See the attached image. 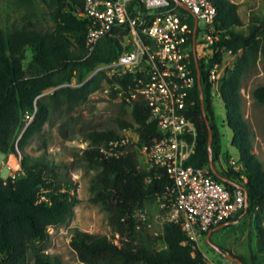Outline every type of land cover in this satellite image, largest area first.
<instances>
[{
    "label": "trees",
    "instance_id": "trees-1",
    "mask_svg": "<svg viewBox=\"0 0 264 264\" xmlns=\"http://www.w3.org/2000/svg\"><path fill=\"white\" fill-rule=\"evenodd\" d=\"M27 4L29 0H17ZM216 9L215 29L220 44L233 55H239L232 68L222 76L217 94L231 111L225 108V118L232 133L231 146L239 153L241 170L216 169L221 145L220 135L211 107V89L208 82L209 66L199 61L200 79L203 85L204 110L212 130V163L225 179L241 187L246 196L247 210L244 216L254 215L256 226V254L245 258L234 255L242 264H264V169L253 155L248 137L240 120V79L242 62L247 56H261L264 62V19H255L257 24L249 25L245 32L237 30L240 21L237 7L228 0H210ZM55 9L51 15L54 29L51 32L12 28L0 29V155L18 153L35 135L46 118V104L39 97L44 91L57 89L48 99L55 104L81 105L97 88H108L117 97L114 87L122 88L129 96L127 86L134 88V77H110L98 72L88 81L84 76L99 64L109 63L122 52L120 42L126 31L113 28L110 34L101 38L91 53L85 48L86 22L78 20L74 11L82 7V0H51ZM172 5L171 1L169 0ZM181 15L189 14L177 8ZM144 40V39H143ZM191 40V39H190ZM189 40V41H190ZM147 43V40H144ZM32 53L31 62L24 70L23 61L27 50ZM190 68L196 80V67L190 55ZM74 83L75 87L69 84ZM103 85V86H102ZM253 98L264 104V87L252 92ZM128 108L131 122L117 119L119 130L131 129L138 133L139 142L149 146L158 141L160 135L149 109L142 101L132 104L121 101ZM188 116L197 130L195 149L186 163L206 170L207 173L230 193L236 187L218 180L209 169L207 149L208 129L203 117L197 83L190 93ZM25 117L32 118L26 124ZM20 138L16 141V135ZM88 149L83 151V160L95 166L99 172L90 183L92 202L104 207L107 225L121 235L134 230L133 212L143 203L156 202L170 187V180L164 170L139 168L135 154L113 159L100 152L101 146L115 140L118 133L106 129L83 132ZM19 174L18 178H15ZM12 178L0 177V264H24L26 252L35 248V242L47 238V228L59 225L70 208L77 201L67 190L70 181L60 183L57 175L43 161L27 165L21 156L20 170ZM228 226L226 228H232ZM162 247L156 250L143 239L139 245L124 242L121 248L114 246L107 237L76 231L70 247L81 264H205L203 255L193 243L187 241L179 225L165 223L161 235ZM225 252V249L219 247ZM33 264H59L54 258L35 249Z\"/></svg>",
    "mask_w": 264,
    "mask_h": 264
},
{
    "label": "built area",
    "instance_id": "built-area-1",
    "mask_svg": "<svg viewBox=\"0 0 264 264\" xmlns=\"http://www.w3.org/2000/svg\"><path fill=\"white\" fill-rule=\"evenodd\" d=\"M82 1V7L73 14L86 22L87 53L113 28L126 31L117 58L97 65L90 74L133 76L134 88L127 86L129 96L114 87L117 97L130 104L142 101L160 135L158 141L146 146L139 142L137 132L124 129L107 146H101L100 152L113 159L135 154L139 168L164 170L170 187L161 196L156 195L158 207L165 222L179 225L187 241L195 245L210 229L238 219L244 212L245 199L241 190L230 193L206 170L186 164L197 137L196 126L188 116L190 93L196 83L190 68L193 19L190 27L188 16L179 14L171 0L172 5L169 0ZM178 1L189 9L191 18L193 15L197 19L194 49L198 61L209 66L212 95L225 73L224 60L232 53L220 44L216 9L210 0ZM78 187L70 181L69 189L62 186L61 191L77 198ZM108 240L117 248L126 241L119 232Z\"/></svg>",
    "mask_w": 264,
    "mask_h": 264
},
{
    "label": "rangeland",
    "instance_id": "rangeland-1",
    "mask_svg": "<svg viewBox=\"0 0 264 264\" xmlns=\"http://www.w3.org/2000/svg\"><path fill=\"white\" fill-rule=\"evenodd\" d=\"M228 1L237 7L240 21V27L237 30L245 32L249 25L257 24L255 19H264V0ZM54 9L55 6L51 0H29L27 4H19L17 0H0V29L9 31L12 28H20L51 32L54 29L51 17ZM238 56L231 54L226 57L225 71L233 67ZM31 59L32 53L28 49L23 61L24 70L28 69L27 65ZM95 75L96 73L86 74L84 81L90 80ZM69 86L75 87L74 83H70ZM258 87H264V62L260 55L247 56L242 62L239 115L253 155L264 169V104H260L252 96V92ZM55 90L57 89L46 90L39 97L46 104V118L39 131L18 153L0 155V177L2 178L15 176L20 170V160L23 156L27 165L35 161H43L50 168L51 173L57 175L60 183L73 181L79 185L77 201L64 220L55 227L47 228V238L44 241L35 242V248L27 250L24 264H33L35 249L56 259L59 264H81L70 247L76 231L105 236L108 239L114 238V232L107 225L104 207L93 203L89 194L90 183L99 169L88 165L82 159L86 145L89 147L82 133L106 129L120 133L116 121L123 119L131 122L127 113L128 108L108 88L104 90L97 88L81 105L55 104L48 99ZM211 107L221 145L219 160L214 166L216 169L230 167L234 171H240L242 166L238 161L239 153L231 146L232 133L225 118V108L231 111V107L224 104L217 92H213L211 96ZM31 120L32 118L25 117L23 121L28 124ZM19 138L20 134H17L16 141ZM7 161L10 166L7 165ZM231 162L234 165H231ZM19 176L17 174L15 178ZM138 210L141 212L139 213ZM133 218L132 238L130 232H125L121 235V238L126 240L124 242L139 245L143 239L149 247L161 249V235L166 222L158 203L155 201L143 203L142 208L135 209ZM257 225L259 222L254 215L243 216L232 228L225 227L212 233L210 241L233 256L240 255L247 258L256 254L255 228ZM195 245L203 255L205 264H237L215 252L206 243V236Z\"/></svg>",
    "mask_w": 264,
    "mask_h": 264
},
{
    "label": "water",
    "instance_id": "water-1",
    "mask_svg": "<svg viewBox=\"0 0 264 264\" xmlns=\"http://www.w3.org/2000/svg\"><path fill=\"white\" fill-rule=\"evenodd\" d=\"M172 2L175 3V5L186 11L188 14L191 15L189 9H187L184 5H182L178 0H171ZM192 19H193V32H192V58L196 67V83H197V89L199 92V99H200V104H201V108H202V113H203V117L205 119V124L207 126L208 129V141H207V149H208V155H209V169L211 170V173L221 182L223 183H228L234 187H236L237 189L241 190L242 192H244V190L241 187H238L237 185H235L234 183H231L229 180L225 179L223 176H221L218 171L214 168L213 163H212V151H211V142H212V130L209 124L208 119L206 118V113L204 110V95H203V85L200 79V70H199V61L196 57V53H195V49H194V39H195V31H196V25H197V19L195 16L192 15ZM244 199H245V209L244 212L242 213V215L234 220V221H226L224 223H221L220 225L210 229L207 234H206V243L218 254H220L223 258L229 259L237 264H242L239 259L237 257H234L232 254L228 253V252H223L219 249L218 246L214 245L211 241H210V236L212 233L219 231L225 227L228 226H233L236 225L239 220L244 216L246 210H247V201H246V196L244 195Z\"/></svg>",
    "mask_w": 264,
    "mask_h": 264
},
{
    "label": "bare ground",
    "instance_id": "bare-ground-1",
    "mask_svg": "<svg viewBox=\"0 0 264 264\" xmlns=\"http://www.w3.org/2000/svg\"><path fill=\"white\" fill-rule=\"evenodd\" d=\"M7 165H9V166H10V163H9V161H7ZM7 165H6V166H7Z\"/></svg>",
    "mask_w": 264,
    "mask_h": 264
},
{
    "label": "crops",
    "instance_id": "crops-1",
    "mask_svg": "<svg viewBox=\"0 0 264 264\" xmlns=\"http://www.w3.org/2000/svg\"><path fill=\"white\" fill-rule=\"evenodd\" d=\"M7 155V154H6Z\"/></svg>",
    "mask_w": 264,
    "mask_h": 264
}]
</instances>
